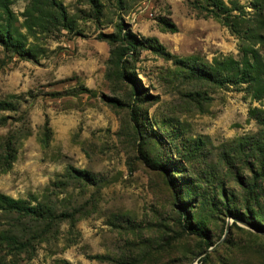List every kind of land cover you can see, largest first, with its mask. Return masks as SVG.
Segmentation results:
<instances>
[{"label":"rangeland","instance_id":"374dc122","mask_svg":"<svg viewBox=\"0 0 264 264\" xmlns=\"http://www.w3.org/2000/svg\"><path fill=\"white\" fill-rule=\"evenodd\" d=\"M30 1L10 0L21 32ZM57 1L74 29L38 59L0 43V193L58 215L0 210V264H264V230L229 213L264 103L206 73L242 41L264 50V0H221L231 26L214 0Z\"/></svg>","mask_w":264,"mask_h":264},{"label":"trees","instance_id":"16d2710c","mask_svg":"<svg viewBox=\"0 0 264 264\" xmlns=\"http://www.w3.org/2000/svg\"><path fill=\"white\" fill-rule=\"evenodd\" d=\"M214 1V5L217 7V10L213 11L215 16L221 17L225 24L231 26L226 16H223L228 10L223 1ZM89 2L94 5L95 1L89 0ZM10 3V0H0V43L5 49L13 51L22 57L36 60L39 54H44L43 47L36 43L40 41L39 38L42 35L51 34L59 30V28L69 31L74 29L73 17L69 15L62 3L57 0H31L23 13V27L25 28V32H21L14 24V13L11 10ZM126 34L128 35V33ZM127 37L124 34L120 40L122 41L124 39L125 41H129L125 39ZM30 38L33 39V43L29 41ZM242 39L248 40V37L241 36V41ZM239 50L242 60H237L233 57L216 60L214 67H210L206 73H209L211 70L214 75L212 78L216 81L219 80L218 82L221 83L226 82V84L233 86L239 84L246 85L245 90L250 96L254 100L263 101L264 103V50H257L251 47L246 41H242ZM225 71L228 73L227 76L223 74ZM4 104L6 103L0 102V107ZM263 105L262 107H253L250 109L249 116L259 124L260 130L257 135L246 137L244 140L248 144L246 146L250 150L249 154L254 159V161H250L252 178L240 181V185L243 188V193H241L243 198L239 202L245 210L239 211L234 207V205L239 203L237 200H233L229 205V213L236 217L249 218V221L261 230H264V224H261L260 220H254L250 214L256 217H264V211H259V208H262L264 205ZM72 173H74L72 174L73 177L77 176L78 178L86 180L91 178L89 174H83L82 171L73 170ZM69 174L71 175V172ZM222 193V196L227 200L225 202L228 203L232 196L226 194L225 191ZM189 195L188 193V198H190ZM0 210L7 213L27 215L45 221H53L58 217L55 208L50 204L38 202L36 205H31L25 200L14 199L2 193H0ZM183 210L188 211L186 209ZM246 214L249 215L246 216ZM186 215H188L187 212H183L181 215V217L183 216L181 219L182 227L184 226L188 232L200 237L204 243V249L207 250L212 245L207 231L203 230V226H195L191 223L187 224L184 222V216ZM193 220H195L194 217H192Z\"/></svg>","mask_w":264,"mask_h":264},{"label":"water","instance_id":"95a60500","mask_svg":"<svg viewBox=\"0 0 264 264\" xmlns=\"http://www.w3.org/2000/svg\"><path fill=\"white\" fill-rule=\"evenodd\" d=\"M253 228V227H252ZM254 229V228H253ZM259 231L261 234H264V231H260V230H257ZM214 247H210L209 249H207L206 251H204L200 256H203L205 254H207L210 250H212Z\"/></svg>","mask_w":264,"mask_h":264}]
</instances>
